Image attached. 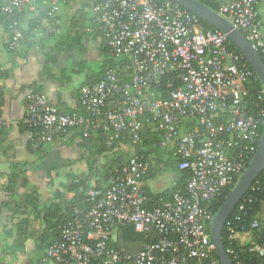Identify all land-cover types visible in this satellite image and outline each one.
I'll return each mask as SVG.
<instances>
[{
	"label": "built area",
	"instance_id": "built-area-1",
	"mask_svg": "<svg viewBox=\"0 0 264 264\" xmlns=\"http://www.w3.org/2000/svg\"><path fill=\"white\" fill-rule=\"evenodd\" d=\"M71 1H43L48 30L58 28L61 5ZM213 1L218 14L264 59L259 0ZM35 3L0 0V13L12 20L18 11ZM93 12L99 16L110 56L123 62L108 68L100 81L80 87L81 113L60 112L45 95L28 93L22 123L32 130L31 147L38 151L55 142L64 143L75 129L85 138L100 131L108 145L126 132L135 145L140 140V119L150 114L154 126L164 133L163 144L174 148L179 169L188 170L190 177L183 191L174 192L170 200L149 210L144 207L146 196L140 186L149 163L129 158L104 191L86 190V210H75L73 220L62 228L43 262L220 264L210 237L214 215L207 204L237 183L257 150L264 109L250 112L245 87L257 76L240 53L228 49L224 34L202 30L199 18L172 0H96ZM10 32L9 48L14 49L24 39L15 20ZM171 71L177 72L182 87L161 100L151 89ZM2 91L0 85V99ZM258 100L264 102V90ZM191 121L199 129L182 133V124ZM6 124L0 107V132ZM240 221V216L234 215L225 223L230 244L247 230ZM124 225L140 234L154 232L155 240L134 254L110 247ZM257 227L254 221L249 229ZM251 251L264 256V244ZM226 253L234 254L232 249Z\"/></svg>",
	"mask_w": 264,
	"mask_h": 264
},
{
	"label": "trees",
	"instance_id": "trees-1",
	"mask_svg": "<svg viewBox=\"0 0 264 264\" xmlns=\"http://www.w3.org/2000/svg\"><path fill=\"white\" fill-rule=\"evenodd\" d=\"M43 1L36 0L35 4L42 5ZM198 1L218 13V6L213 0ZM71 2L62 4L61 8L68 7ZM74 2L75 4L70 11L65 13L66 20L64 24H60L53 31L42 28V25H38L35 20H30L26 23L22 22L20 16L30 5L18 11L12 20L0 13V23L8 37L5 48L10 53H14L20 46L30 50L35 47L44 50L48 47L52 51L55 48L68 45L72 35L70 33L80 34L83 29L88 28L91 31L87 32L86 35L94 39L98 37L101 39L97 72L85 84L96 83L104 77L108 68L115 67L117 64L122 63L123 60L115 59L109 54L106 40L101 30L99 16L93 12L96 0H74ZM179 7L181 6L179 5ZM13 20L16 21L17 29L23 33L24 39L18 47L10 49V26ZM199 27L202 30L215 31L210 24L200 19ZM226 43L230 51L239 53L229 41ZM46 56L44 69L45 72L51 73L50 64L55 63V58L49 54ZM260 59L264 63L261 55ZM78 67L81 70L84 68L83 64H78ZM253 73L256 76L254 71ZM179 87H182V84L178 80L177 72L171 71L165 73L161 77L160 83L154 85L151 90L157 98L166 100L169 92ZM245 87L249 90L248 102L250 112L264 109V102L260 103L258 100V94L264 90L259 79L256 78V80L250 81ZM33 92L39 91L33 90ZM76 111L83 112L81 107ZM140 121L142 123L140 140L135 145H132L126 132L122 133L119 138L108 145L105 135L100 131L92 132L85 138L79 129H75L70 134L68 140L62 145H74L79 154L75 160H67L59 164L48 163V159H45L46 157H41L40 159L42 160L40 162L43 163L42 166L45 168L44 182L38 180L30 183L24 180L20 183L18 176H7L4 190L11 197V201H7L4 207L11 211L13 216L18 219L15 243L17 249L23 248L26 241L33 240L37 243L38 250L46 253L53 242L59 238L62 228L73 220L75 210H86V190L90 188L101 192L104 191L109 185L111 177L131 157H137L149 163V170L140 181V186L146 196L144 206L146 209L151 210L161 206L163 202L171 199L174 192L185 189L190 172L179 169V161L173 157L174 148L163 144L164 133L154 126L151 115L145 114ZM25 127L32 134V130L26 125ZM195 129H199V127L193 121L184 122L181 126L182 133ZM263 131L264 127H261L259 129L260 137ZM76 164H83L84 169L80 170V172L76 171L74 169ZM168 170L172 172L171 185L162 191H153L149 186V181L155 179L159 173ZM234 186L235 183L228 186L221 197L207 204L213 215L221 207L225 197ZM15 200H18V202ZM242 205L243 209L240 210L239 207ZM22 210L28 211L29 215H21ZM263 211L264 169L230 215V219L234 215L240 216V224L247 227L246 232H240L237 239L230 244L226 228L223 229L221 242L225 251L229 249L233 250V255L227 254L232 264H264V256H259L257 253L251 251V248L255 245L264 244ZM254 221L258 222V227L256 229H249L250 224ZM37 222L43 224V228L36 229ZM154 240V232L140 234L136 233L131 225H124L118 228L116 238L109 243V246L123 249L128 254H134L141 251L145 244ZM214 256L218 259L216 253H214Z\"/></svg>",
	"mask_w": 264,
	"mask_h": 264
},
{
	"label": "crops",
	"instance_id": "crops-1",
	"mask_svg": "<svg viewBox=\"0 0 264 264\" xmlns=\"http://www.w3.org/2000/svg\"><path fill=\"white\" fill-rule=\"evenodd\" d=\"M70 5L60 9V24H64L65 13L73 7ZM257 10L261 26L264 0L258 1ZM46 12L44 4L30 5L20 19L24 23L35 20L42 28H47ZM87 29H83L80 34L70 33V43L52 51L48 47L44 50L38 47L30 50L20 46L14 53H10L5 48L8 37L0 23V85L3 88L0 107L7 122L0 132V264H55L43 262L45 253L38 250L33 240L26 241L21 249L15 247L18 219L4 207L7 201H11L4 185L8 175L18 176L20 183L24 180L30 183L43 181L45 168L40 162L43 156L48 159V163L56 160L53 163L59 164L75 160L79 154L74 145H62L63 142H55L52 146L35 151L30 144L31 132L22 120L25 115V96L33 90L45 95L49 103L60 112L70 113L80 108L79 89L93 78L100 58L101 39L86 35ZM261 34L264 39L262 31ZM47 54L55 58V63L50 64L51 73L44 69ZM78 64H83L84 68L81 70ZM76 171L80 172V168ZM20 214L29 215V212L22 210ZM35 228H43V224L37 222Z\"/></svg>",
	"mask_w": 264,
	"mask_h": 264
},
{
	"label": "water",
	"instance_id": "water-1",
	"mask_svg": "<svg viewBox=\"0 0 264 264\" xmlns=\"http://www.w3.org/2000/svg\"><path fill=\"white\" fill-rule=\"evenodd\" d=\"M189 13L195 15L202 21L210 24L215 30L224 34L227 40L239 51L244 57L248 65L255 72L257 78L264 88V63L260 56L255 53L244 35L234 28L224 17L213 11L211 8L198 0H173ZM264 169V131L261 135L257 150L250 161L247 169L237 181L233 189L225 197L223 204L215 213L210 224V237L215 246L216 254L220 264H232L227 255L222 242L221 236L225 223L229 219L231 213L248 192L250 187L260 176Z\"/></svg>",
	"mask_w": 264,
	"mask_h": 264
},
{
	"label": "rangeland",
	"instance_id": "rangeland-1",
	"mask_svg": "<svg viewBox=\"0 0 264 264\" xmlns=\"http://www.w3.org/2000/svg\"><path fill=\"white\" fill-rule=\"evenodd\" d=\"M71 3L72 4L70 6H73L75 4L74 0H72ZM263 19H264V15H262V24L260 26V31H262L264 33V20ZM53 161H56V160H53ZM53 161H51V162H53ZM82 165L81 164H78V165L76 164L74 167L76 168V170L79 169V168H80V170H83L84 169V165L83 166ZM171 180H172V172H170L169 170L168 171H164V172L159 173L158 175H156L155 179H153V180H151L149 182V186H150V188L153 191H160L162 189L168 188L170 186Z\"/></svg>",
	"mask_w": 264,
	"mask_h": 264
}]
</instances>
